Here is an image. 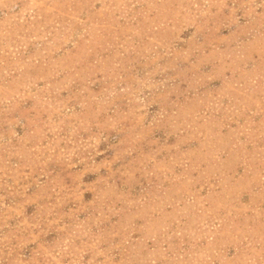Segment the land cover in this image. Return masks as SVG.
Listing matches in <instances>:
<instances>
[{"label": "rangeland", "instance_id": "1", "mask_svg": "<svg viewBox=\"0 0 264 264\" xmlns=\"http://www.w3.org/2000/svg\"><path fill=\"white\" fill-rule=\"evenodd\" d=\"M0 264H264V0H0Z\"/></svg>", "mask_w": 264, "mask_h": 264}]
</instances>
